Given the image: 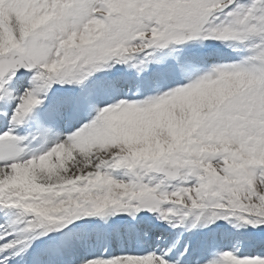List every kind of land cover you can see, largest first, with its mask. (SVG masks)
<instances>
[{
    "label": "snow or ice",
    "instance_id": "6c2138e0",
    "mask_svg": "<svg viewBox=\"0 0 264 264\" xmlns=\"http://www.w3.org/2000/svg\"><path fill=\"white\" fill-rule=\"evenodd\" d=\"M0 264H264V0H0Z\"/></svg>",
    "mask_w": 264,
    "mask_h": 264
}]
</instances>
